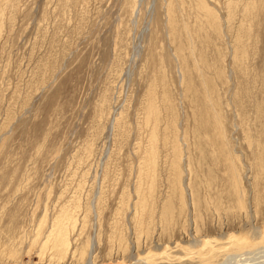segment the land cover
Listing matches in <instances>:
<instances>
[{
    "label": "rangeland",
    "instance_id": "rangeland-1",
    "mask_svg": "<svg viewBox=\"0 0 264 264\" xmlns=\"http://www.w3.org/2000/svg\"><path fill=\"white\" fill-rule=\"evenodd\" d=\"M254 229L264 0H0V264H264L225 261Z\"/></svg>",
    "mask_w": 264,
    "mask_h": 264
},
{
    "label": "bare ground",
    "instance_id": "bare-ground-1",
    "mask_svg": "<svg viewBox=\"0 0 264 264\" xmlns=\"http://www.w3.org/2000/svg\"><path fill=\"white\" fill-rule=\"evenodd\" d=\"M53 236V238L56 240V245H64L65 243L62 242L60 244V237L62 236V233H55L54 232L51 234ZM253 237V241H249V244L247 243L246 245L243 246L242 243L240 244H234L235 247H236V251L234 252V254H232L233 252L229 253V255H225V261H227V259L231 256V257H236V256H239V257H242L241 255L244 256V254H254L255 251L257 250H261L264 248V245H261V244H264V235L263 233H261V231H259V229H254V233L251 235ZM54 241V240H53ZM230 244V243H229ZM65 246V245H64ZM63 246V247H64ZM222 246V245H221ZM59 248V247H58ZM227 249V248H226ZM252 249V250H251ZM216 250V249H215ZM225 253V252H224ZM224 256V255H223ZM250 256V255H249ZM256 256V255H255ZM246 258V256H245ZM244 259V258H242ZM203 260V259H202ZM224 260V259H223ZM247 261V260H246ZM219 263H222V262H218V263H211V264H219ZM222 264H225V262H223ZM238 264V263H237ZM255 264V263H254Z\"/></svg>",
    "mask_w": 264,
    "mask_h": 264
}]
</instances>
